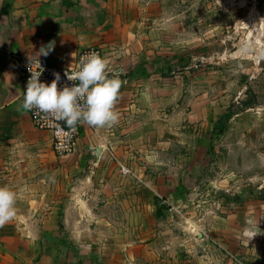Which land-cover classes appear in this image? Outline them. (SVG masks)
I'll list each match as a JSON object with an SVG mask.
<instances>
[{"label":"crops","instance_id":"0c3cea01","mask_svg":"<svg viewBox=\"0 0 264 264\" xmlns=\"http://www.w3.org/2000/svg\"><path fill=\"white\" fill-rule=\"evenodd\" d=\"M153 6L0 0V187L18 194L16 216L0 225V264H185L186 251L199 243V228L195 234L162 208L174 181L147 175L162 166L164 145L162 124L145 108L147 77L166 66L163 42L173 21L153 14ZM50 41L55 48L45 58L57 68L74 69L81 50L99 46L123 81L118 121L84 123L74 154L61 159L52 136L20 107L16 56L28 58Z\"/></svg>","mask_w":264,"mask_h":264},{"label":"rangeland","instance_id":"374dc122","mask_svg":"<svg viewBox=\"0 0 264 264\" xmlns=\"http://www.w3.org/2000/svg\"><path fill=\"white\" fill-rule=\"evenodd\" d=\"M153 7L173 21L166 66L147 77L145 108L164 142L162 166L147 175L174 181L162 208L199 228L185 264H264V0Z\"/></svg>","mask_w":264,"mask_h":264},{"label":"clouds","instance_id":"9594fccd","mask_svg":"<svg viewBox=\"0 0 264 264\" xmlns=\"http://www.w3.org/2000/svg\"><path fill=\"white\" fill-rule=\"evenodd\" d=\"M55 48V41L42 45L39 51L28 56L26 91L20 107L25 111L36 110L53 121H64L75 130L79 123L95 128L111 127L119 119L115 110L123 81L119 74L109 75L108 60L96 52L82 55L75 69L65 72L71 86L60 85L61 75L54 72L51 83L42 82L45 68L41 57H47ZM17 192L8 186L0 187V225L16 216Z\"/></svg>","mask_w":264,"mask_h":264},{"label":"built area","instance_id":"2783aa9c","mask_svg":"<svg viewBox=\"0 0 264 264\" xmlns=\"http://www.w3.org/2000/svg\"><path fill=\"white\" fill-rule=\"evenodd\" d=\"M92 52H96L105 58L103 49L99 46H93V47L81 50L78 53L77 62L82 55H86ZM16 58L19 63V72L21 75L22 83L24 86V92H25L27 81L31 75L30 72L28 71V59L27 57H23L19 55L16 56ZM40 59L45 68V71L40 77V80L42 82H46L50 84L51 81L54 79L53 73L59 72L61 75V82H60V85H58V88L61 85H65V84L71 86L73 82L67 81L65 77L66 71L61 70L57 68L56 66L52 65L50 61L45 57H41ZM76 67H77V64H76ZM109 69H110L109 75L110 76L114 75V73H112L111 71L110 66H109ZM28 112H29L33 126L40 131L48 132L52 136L53 151L57 158H60V159L66 158L74 154L84 123L77 124L75 126V130H72L66 125L64 121H59V122L53 121L52 119L47 117L45 114L40 113L39 111H36V110H31ZM122 171L124 173L130 172L127 169H122Z\"/></svg>","mask_w":264,"mask_h":264},{"label":"trees","instance_id":"16d2710c","mask_svg":"<svg viewBox=\"0 0 264 264\" xmlns=\"http://www.w3.org/2000/svg\"><path fill=\"white\" fill-rule=\"evenodd\" d=\"M230 118H231V114H227V115H225L224 118L220 121L221 123L219 124V127H220L221 129H223V128L225 127V123H226L227 121H229ZM158 215H159V214H158Z\"/></svg>","mask_w":264,"mask_h":264},{"label":"bare ground","instance_id":"6f19581e","mask_svg":"<svg viewBox=\"0 0 264 264\" xmlns=\"http://www.w3.org/2000/svg\"><path fill=\"white\" fill-rule=\"evenodd\" d=\"M255 46H256L255 44H252V47H251V48H248V49L246 50V52H248L249 50L252 51V50L255 48Z\"/></svg>","mask_w":264,"mask_h":264}]
</instances>
